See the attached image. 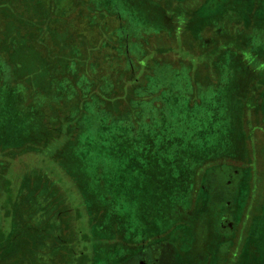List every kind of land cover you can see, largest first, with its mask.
Segmentation results:
<instances>
[{
  "label": "rangeland",
  "instance_id": "1",
  "mask_svg": "<svg viewBox=\"0 0 264 264\" xmlns=\"http://www.w3.org/2000/svg\"><path fill=\"white\" fill-rule=\"evenodd\" d=\"M226 1L208 0L212 13H198L185 31L182 16L167 22L162 0H0V154L9 162L10 195L38 179L57 188L69 210L61 217L88 239L103 235L113 242L101 252L115 255V264H224L229 245L207 249L213 231L206 222L218 223L221 240L231 238L244 181L254 183L257 200L264 178L227 164L208 169L212 184L191 216L199 220L191 229L177 222L195 165L221 155L241 160L257 145L264 156V115L259 122L250 110L246 120L238 118L249 67L262 65L264 75V11L250 15L252 0L235 7ZM32 20L37 28L27 29ZM183 35L191 36L193 48L182 47ZM130 69L136 82L145 76L136 98L131 93L126 100ZM195 74L201 77L194 80ZM259 97L263 105L264 93ZM59 124L64 138L44 152L3 146L23 137L41 141L42 125ZM205 197L214 221L203 216ZM250 230L241 264H264V218ZM50 256L42 251L36 263L19 264H52Z\"/></svg>",
  "mask_w": 264,
  "mask_h": 264
},
{
  "label": "trees",
  "instance_id": "2",
  "mask_svg": "<svg viewBox=\"0 0 264 264\" xmlns=\"http://www.w3.org/2000/svg\"><path fill=\"white\" fill-rule=\"evenodd\" d=\"M162 1L165 4L163 7L165 11H170L167 15L169 17H166L168 19L167 22L168 23L173 22V20L174 19L176 20L178 16H182L185 19L183 23L184 30L185 29L189 30L191 28L189 25H192V19L194 18V16H197L198 13L199 14L203 13L204 15H208L212 10L211 8V10L208 11L207 8L208 0H162ZM239 1L240 0H233L232 6L235 7V4ZM43 2L45 4V1ZM226 2H231V0L230 1L227 0ZM252 4H253V0H252ZM254 4H255V0H254ZM160 7L162 6L160 5ZM257 11L261 12L262 9H257ZM257 11L254 12L250 11V15L253 14L257 15L258 14ZM41 14L42 17H46L44 10L41 12ZM28 23L31 26H28L27 29L32 27L37 28L33 20L29 21ZM30 34L33 37V33ZM180 39H181L180 43L182 44V47H185V49L187 50L190 49L191 47L193 48V44L191 43L192 42L191 36L189 39L187 38V35L185 36L183 35L180 36ZM228 41L225 40V45L228 44ZM215 49L216 46L215 47L213 46L212 49L207 50V51L210 50V52H206V53L207 54L212 53ZM157 50L158 52L162 53L164 49L159 48ZM146 55L148 57L150 56L152 57L150 52H148V54ZM239 63L240 65H242V62ZM260 67H262V65H257L254 68L255 70L249 67L250 70L248 74L249 75L248 79H250V82L249 80L246 82V80L242 79L243 86L241 85L242 83H239L240 85L237 86V88L239 89L242 86V89H244V91L246 92L244 101L241 102L238 107L241 110V113L239 110V115H238L239 121L240 119L241 120L243 119L242 121L246 120V118L248 117L247 116L248 111L250 110L252 114L251 116L255 120L257 119L259 121V117L264 115V104L263 105L261 104V98L259 97L260 94L264 93V75H262L263 72ZM247 71L248 69L246 70V74ZM133 73L134 72H132V70L130 69V71H128V74L126 75L128 80V84H127L128 86H125L126 89L123 88L125 89L123 93H125L124 97L126 100H130L131 93L133 94L132 99L136 98L134 96L136 92L135 88L140 84L142 79L144 80L145 74H142L139 75L137 82L134 81ZM199 77H201V75L199 74H195L193 76L194 80H198ZM116 81L117 80L115 79L114 86L117 83ZM249 83H251V86L249 85ZM249 86L250 89L246 90V87ZM113 88L117 89L115 87ZM116 93H119V91L116 90ZM262 103H264V99ZM65 121L66 118L64 122ZM50 130L52 131L50 132ZM40 133L42 134L41 141H38L37 139H33L32 142L30 138L29 140L30 142H29L27 141V139L23 137V140H19V141L9 140L8 142H4L5 144H3V146L4 148L7 147L6 148L7 150L16 152L18 150L24 149L27 145H32V147L34 146L37 149L38 153H41V151L44 152L45 147L47 146L48 148L50 147L49 144L53 140L55 141L61 137L64 138L63 126L61 124L54 127L53 129L42 125V129ZM51 150H55V149H51ZM247 150L249 151V153H246L245 154L246 156L241 160H235L233 158V159H225L223 161V159H221L222 157L221 155L211 159H207L202 163L194 166L193 175L191 176L192 180H190L189 184H187L188 187L186 186L185 195L183 196V198L181 197L182 199H180L183 202H181L182 204L178 203L179 209L184 211L185 214L184 216H181L178 219L180 221H178L177 223H184L186 224V227L189 225L188 228L190 227L193 228L192 226L194 224L192 223L196 221L195 219L199 220L198 217L194 218L191 216L194 214V211L195 212L201 211L199 206L200 192L204 191L205 193L206 192L208 193V188H209L208 185L212 184L211 183L212 180L210 179V177L205 175L208 169L219 165L227 164L233 167H238L243 170H249L250 174L252 171L253 172L256 171L259 174L261 180L264 178L262 177L264 176L262 172L264 167V161L260 160V157H264V156H261L262 154L260 153V148L257 145L255 149V154H252L249 148H247ZM53 153H55V151H53ZM5 154L6 153L3 152L0 154V162L3 161V158L6 156ZM55 156L56 154H54V157ZM254 157L256 158L254 159ZM3 164L4 165H0V264H19L22 261H29L31 263H34L35 255L41 253L42 251L50 252L52 264H55L56 259H57V264H66V263L67 264L68 263L106 264L107 261H109L107 264H115L117 262L116 258L114 257L115 255L113 256V258H111V256L102 254L101 252V250H103L105 246H108L113 242L107 241L103 237V235H100L102 236L100 238L99 237L93 238V236L91 235V239H88L87 238L88 234L86 233L80 234L79 230L74 229L76 226L71 224L72 222L70 218L61 217L62 214L66 213L69 210L66 207L67 202L62 196V193L57 188L55 187L45 188L46 186L44 185L46 184L43 185L40 184L39 182L40 179H38L37 184L32 186L22 187L21 185L20 186L17 185L14 195L13 194L10 195L12 188L10 181L6 178V174H5L6 165H8L9 162L6 161L5 163V161H3ZM251 178L252 180H255L253 177ZM244 184L245 186H247L246 188L247 190L245 194L241 192V195L244 196L246 200L244 201L243 197L241 196L242 201L239 202L243 205V207L241 205L239 212L240 214L234 222L233 225L234 230L232 234L233 236L231 238L228 237L225 240H221L220 237L222 234L219 231L218 223L216 221L215 223L206 222L208 227H210L209 229H211L210 231H213L214 234V235L212 234L213 238H210L209 240L207 249L212 244L214 245L212 248L214 251L215 250L217 251L218 248H220V245H222V243L224 242L228 243L229 245L228 249L225 252V255L222 258L224 264H241V262L244 260L243 256H241V253L247 251L246 250L247 247H244V245L247 244L246 241L251 236L250 226L251 229L253 227H256L257 222L261 223V221L264 218V191L260 190L258 192L259 195H257L259 198L257 200L256 199L252 200L254 194L256 196L255 193L256 186L253 185L254 183L249 184L246 180L244 181ZM185 201L186 204L183 205ZM210 201L211 200L209 197L207 199L206 197L204 198V202H203L204 204H202L203 205L202 208L205 211V214H203V216H205L206 220L214 221L213 216H211V213H209L212 210L211 209L212 206H209ZM254 201L258 202V207H259L258 211H256V208H254V203H255ZM57 211H59V213L61 214H60V218H58L59 221L55 222L54 221L55 218L53 216L56 215ZM43 212H44V217L42 214V218H40L39 220L37 217L40 213ZM74 216H76L74 217V219L78 220L80 216V212H77L76 214H74ZM248 218L251 219V221ZM26 220L28 224L24 223ZM208 223L210 224V226ZM22 228H25L26 232L24 233L21 232ZM95 229L92 230V234L96 232ZM75 233H77L76 235L79 234L81 235L80 239H78L77 241H74ZM217 234H220L218 236L219 239L214 243H210L211 240H214ZM87 241L89 242L90 248H88L89 245L86 244ZM141 245L144 246L146 244H141ZM129 251L131 250H128L126 252ZM96 252H98V254ZM250 258L253 259L252 255L250 256ZM205 264H211V262L206 261Z\"/></svg>",
  "mask_w": 264,
  "mask_h": 264
},
{
  "label": "flooded vegetation",
  "instance_id": "3",
  "mask_svg": "<svg viewBox=\"0 0 264 264\" xmlns=\"http://www.w3.org/2000/svg\"><path fill=\"white\" fill-rule=\"evenodd\" d=\"M253 5H254V7H253ZM247 6L249 7V9L254 10V11H256L257 9L264 10V0H258V1L255 0V4H254V0H253V4L251 2L250 4H247Z\"/></svg>",
  "mask_w": 264,
  "mask_h": 264
}]
</instances>
